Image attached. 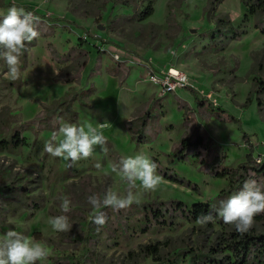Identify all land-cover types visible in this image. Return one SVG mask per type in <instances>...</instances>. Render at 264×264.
<instances>
[{"label":"rangeland","instance_id":"rangeland-1","mask_svg":"<svg viewBox=\"0 0 264 264\" xmlns=\"http://www.w3.org/2000/svg\"><path fill=\"white\" fill-rule=\"evenodd\" d=\"M106 1L0 0V15L15 3L42 20L39 38L21 57L19 79L8 78L0 58V140L14 131L26 138L24 146L0 150V188H5L0 238L15 230L45 244L49 255L37 264H192L190 253H214L234 227L222 219L200 226L174 214L171 227L142 233L141 208L132 204L101 209L107 223L98 229L90 221L94 210L87 197L108 188L126 194V182L111 166L143 153L169 170L157 169L161 181L155 191L146 192L137 181L133 191L139 203L161 201L171 213L170 200L218 208L229 197L227 180L213 178L195 156L179 160L174 147L200 125L214 152L226 156L224 165L236 167L250 152L264 157V33L252 16L243 19L240 0H155L153 14L143 21L137 13L145 0H129L132 9ZM233 31L243 33L231 39ZM169 67L184 72L189 85L161 96L148 74ZM61 77L73 80L65 83ZM53 107L55 123L41 114ZM145 109L148 124L138 133ZM61 119L103 124L107 154L96 147L91 157L69 167L70 161L44 152ZM202 151L210 162L214 152ZM221 190L225 193L218 197ZM62 195L72 201L68 213L60 208ZM58 215L69 217L70 232L49 224ZM155 244L157 260L143 249Z\"/></svg>","mask_w":264,"mask_h":264},{"label":"clouds","instance_id":"clouds-1","mask_svg":"<svg viewBox=\"0 0 264 264\" xmlns=\"http://www.w3.org/2000/svg\"><path fill=\"white\" fill-rule=\"evenodd\" d=\"M41 17L23 6L13 3L7 13L0 15V58L7 65V76L15 81L19 79L21 72V57L24 55L27 45L39 38V25ZM59 127L51 138L45 142L43 151L52 157H59L70 161L69 167L82 159L91 157L96 149L107 154V140L103 134L104 125L99 127L87 124H73L58 121ZM97 168L101 165L97 164ZM158 165L143 153L127 156L120 160L119 164H112L111 171L116 173L127 184L126 194H119L108 188L104 193H92L87 197L94 213L92 223L103 227L107 223L104 208L121 210L139 203L134 194L137 181L140 182L146 192L155 191L160 184L161 177L157 174ZM254 176V174H253ZM60 208L63 213L71 211L72 201L70 197H60ZM216 214L225 224L232 225L241 234L248 232L254 226V217L264 213V186L255 178L245 180L243 186L232 193L227 199L221 200ZM215 216L209 212L196 219V223L205 226L215 223ZM49 224L57 232H70L72 224L67 215H58L49 219ZM48 249L45 244L29 238L15 230H9L0 238V264H37L48 257Z\"/></svg>","mask_w":264,"mask_h":264},{"label":"trees","instance_id":"trees-1","mask_svg":"<svg viewBox=\"0 0 264 264\" xmlns=\"http://www.w3.org/2000/svg\"><path fill=\"white\" fill-rule=\"evenodd\" d=\"M110 1L107 0L106 3ZM114 4H120L130 7L131 6L129 0H111ZM146 3L142 7V9L137 13V19L139 21H143L149 18L154 12V2L155 0H145ZM242 5L245 8L244 20L247 19L248 16H252L254 18V26L259 29L262 33H264V0H240ZM222 19H218L217 22L223 23ZM234 29V28H233ZM235 30V29H234ZM237 31H233L229 38H235V36L242 34ZM85 65L83 62L82 66ZM79 76V75H78ZM73 80V77H61V81L68 83ZM261 77L257 78L256 81H260ZM192 90V89H191ZM264 90V89H262ZM69 98H67V101ZM65 102V104L67 103ZM202 101H200L201 103ZM259 104H262V101L259 99ZM203 103H201L202 105ZM205 104V103H204ZM212 105L209 104L210 108ZM62 108V107H61ZM56 108L46 109V113L44 114L45 118L52 119L55 123L57 121V113L54 112ZM219 109V108H217ZM59 111L58 109L56 110ZM69 112V116H74V113ZM147 110L145 109L144 114L141 116L140 127L138 128V133L145 129L148 124L147 118ZM73 113V115H72ZM192 120L188 118V124H192ZM130 124V122H129ZM194 124V122H193ZM186 125V126H187ZM195 125V124H194ZM128 130H131L128 127ZM246 137V135L244 136ZM211 139L208 138L207 133L202 129L200 125H195L194 130L189 135H184L179 140L178 144L174 147L176 151V156L179 160H186L188 156H195L196 159L200 160L201 163H205V170L208 174H210L213 178H221L227 180V189L226 192L228 196L232 193L238 191L242 186L245 180L249 178H255L257 182L264 185V157L254 158L252 153H248L246 155V159L239 163L236 167H230L223 164L225 159V155L223 152H214V149L210 147ZM26 145V138L19 134L18 131H14L13 136H11L8 140L1 139L0 140V150L4 149H17L18 147ZM250 150L253 149V145L249 144ZM202 150L213 151L214 155L212 156L210 162H207L204 159L205 156L202 155ZM259 159V162L256 160ZM153 161L158 165L157 169L163 171V169H167L166 167H162L159 165L158 160L153 158ZM169 170V169H167ZM254 174V176H253ZM165 178H169L171 180H178L174 175L164 173ZM180 179V178H179ZM5 191L4 187L0 188V195ZM225 193V190H221L218 194V197H221L222 194ZM25 197H27L25 195ZM166 203V202H165ZM170 206H172L173 212L164 211L161 206V201L152 202V203H133L134 205L141 208L142 218L139 221V231L145 233L149 231L153 226H161V227H171L173 225V218L171 217L174 214H179L181 217H184L187 220L195 221L197 217L202 214H207L211 212L215 218L216 222L221 221V218L216 214L215 209H213L208 204H202L200 202L193 203L188 205L185 202L179 200H170ZM160 205V208H159ZM164 205V202H163ZM35 209H39L40 206L33 203ZM163 209V210H162ZM92 217V216H91ZM90 217V221H91ZM254 226L246 233L241 234L233 228L227 235L221 236L220 241L215 246V248L211 249L214 253L219 254L223 253L222 256H215L214 253L208 254H199L195 255L194 253H190L192 258V264H264V213L258 214L254 217ZM215 222V223H216ZM213 223H211L212 225ZM257 225H261V229L257 228ZM5 231V226L0 224V232ZM144 251L149 254L153 260H157L158 254V244L155 245H146L144 246ZM180 252L177 254L179 255ZM177 256V255H176ZM174 264V263H170Z\"/></svg>","mask_w":264,"mask_h":264},{"label":"built area","instance_id":"built-area-1","mask_svg":"<svg viewBox=\"0 0 264 264\" xmlns=\"http://www.w3.org/2000/svg\"><path fill=\"white\" fill-rule=\"evenodd\" d=\"M148 77L150 82L160 89L159 95L161 96L175 93L177 89L189 85L188 76L174 67L150 71ZM257 162H259V159H257Z\"/></svg>","mask_w":264,"mask_h":264}]
</instances>
